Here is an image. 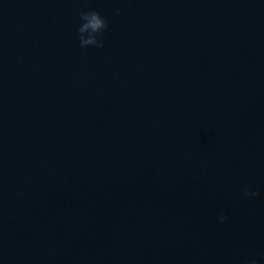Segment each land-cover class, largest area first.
<instances>
[{
    "label": "water",
    "instance_id": "1",
    "mask_svg": "<svg viewBox=\"0 0 264 264\" xmlns=\"http://www.w3.org/2000/svg\"><path fill=\"white\" fill-rule=\"evenodd\" d=\"M0 264H264V0H0Z\"/></svg>",
    "mask_w": 264,
    "mask_h": 264
}]
</instances>
